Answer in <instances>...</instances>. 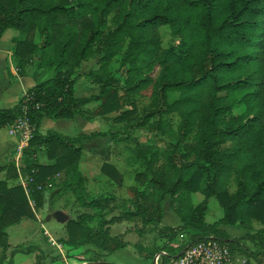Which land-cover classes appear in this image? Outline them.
<instances>
[{"label": "trees", "instance_id": "trees-1", "mask_svg": "<svg viewBox=\"0 0 264 264\" xmlns=\"http://www.w3.org/2000/svg\"><path fill=\"white\" fill-rule=\"evenodd\" d=\"M164 26L175 38L168 48L162 44ZM9 29L17 32V71L31 74L28 67L34 66L36 85L27 91L28 101L23 96L13 108L0 109V128L11 126L27 106L35 131L24 153L37 207L43 204L49 178L63 172V186L72 189L80 206L94 211L68 222V245L90 246L86 252L95 251L88 260L99 263L104 253L126 247L120 236L111 234L114 224L159 225L170 199L181 222L168 227L172 239L193 231L180 251L215 238L255 261L264 257V0H0V42ZM118 56L119 76L110 71ZM93 59L99 66L87 75L99 92L79 98L73 71ZM45 67L52 73L48 79H42ZM146 90L150 103L141 107ZM173 93L179 96L172 102ZM174 114L178 127L169 120ZM77 115L88 121L101 117L109 129L77 137L40 132L45 117ZM144 128L177 137L169 141L162 165L161 152L143 146L136 136ZM107 136L117 144L133 143L146 166L137 176L140 183L131 187V198L116 206L112 192L86 193L79 171L84 143ZM38 153L52 163H36ZM121 175L109 163L100 173L110 185H121ZM233 176L235 192L229 190ZM197 194L204 196L198 205ZM212 198L225 215L208 223ZM116 208H121L119 214L108 218ZM24 218L37 220L26 190L0 182V264H7L6 229ZM255 222L262 228L241 239L251 240L259 250L242 246L239 238L231 239L221 229H254ZM164 250L177 253L162 248L145 258ZM168 260L163 256V262Z\"/></svg>", "mask_w": 264, "mask_h": 264}, {"label": "crops", "instance_id": "crops-1", "mask_svg": "<svg viewBox=\"0 0 264 264\" xmlns=\"http://www.w3.org/2000/svg\"><path fill=\"white\" fill-rule=\"evenodd\" d=\"M12 31L13 30L10 29L7 30L0 42V109L13 108L20 102L25 93L36 85V81L31 74L20 75L17 71L18 69L14 62L13 51L10 49V42H13V37L17 36V32ZM14 94H17V97H15ZM50 120H62V122H59L60 124H58L57 122H52ZM95 121H88L80 115H77L73 119H50L45 117L42 120L40 132L43 135H46L48 132L52 131L66 137H77L82 133L87 134L86 132L78 131L82 130L86 122L95 125ZM97 139L104 141L107 138L97 137L94 140ZM28 144L29 143L22 142L20 138L12 135L10 126L0 128V182H6L9 188L22 186L26 190L30 204L37 218V220L24 218L20 223L6 229L9 244L7 251V264H17V262L19 264H97L88 260L90 254L87 253L86 250L87 248H90V246L85 245L80 248H74L67 243L69 240L67 231L68 222L76 219L83 213L92 212L93 210L91 211L89 208H85V211L80 212L74 210L72 207L71 209H65L63 206H60L63 198V189L66 188L63 186L65 180L64 173L56 174L53 177L59 179L63 178L64 175V180L62 186L55 188L50 194H48V190L52 185L49 184V181L51 180V178H49V185L47 184L44 191L43 204L41 207L36 206V202L31 197L30 193V184L33 181V177H30L27 172V159L24 153L26 148H28ZM38 156L39 154L36 156V163L42 165L49 164V162L52 163L50 160L48 162H43ZM115 167L119 169L118 166ZM79 171L84 178H86L85 180H87L88 178L84 174L81 161L79 163ZM98 180L107 183L106 177L101 178L99 175ZM78 204L80 205L79 202ZM55 222L62 226L60 228L52 229ZM35 224L39 225V232L37 233L36 230H33ZM179 225H181V222L177 225L170 224L171 227ZM253 228L254 229H246L240 225L221 226V229L224 230L231 239L243 237L247 233L255 234L257 232L256 230L262 228V225L255 222ZM142 229L145 228L142 227ZM121 234L122 236L120 237L126 243V247L113 253H104L102 261L100 262H107V258L110 255L121 254L127 247H130V234L125 233V231H122ZM246 240L247 241L245 242L242 241L245 245H241L253 250L252 248L254 247V244L252 241L249 239ZM54 251H58V254L56 255ZM238 254L239 255L236 257L240 264H257V261L255 262L253 258L248 257L246 253L240 249ZM136 257V263H133L127 261L126 254L122 255L118 257L119 263L117 264H148L146 258H142L139 255H136Z\"/></svg>", "mask_w": 264, "mask_h": 264}, {"label": "rangeland", "instance_id": "rangeland-1", "mask_svg": "<svg viewBox=\"0 0 264 264\" xmlns=\"http://www.w3.org/2000/svg\"><path fill=\"white\" fill-rule=\"evenodd\" d=\"M11 30V29H10ZM14 32V30L12 31ZM161 37H162V44L164 48H168L173 42H174V36L172 34L171 28L169 26H164L160 29ZM10 38V37H9ZM14 38V37H13ZM12 38V39H13ZM10 49L11 51H14V42H10ZM120 56L116 58L115 61L112 62L110 66V71L113 75H121L123 72L121 71L120 67ZM35 64V63H34ZM33 64V65H34ZM30 66V65H29ZM97 60L93 59L90 61H85L82 63V65L74 70V74L72 75L73 78H78V82L76 85V96L79 98L82 97H90L92 95L98 94L99 87L95 85L89 78L88 73L94 69L98 68ZM28 70L32 74L34 71V66L28 67ZM51 71L48 67H45L42 70V79H48L51 76ZM15 97H17V94H14ZM178 93L171 94V101L173 102L178 98ZM140 106H145L150 103V91L146 90L144 91L143 95L140 96ZM140 107V108H141ZM170 122H172L176 127L179 125V117L178 115L174 114L169 117ZM52 122H62V120H50ZM109 123L99 117L95 121V125H92L90 123H85L82 130H78L79 132H86L87 134L90 132L95 131H105L109 129ZM64 133V132H62ZM65 134V133H64ZM85 134V133H84ZM136 136L138 137L139 141L143 146L147 147H154L161 152V156L159 157L158 163L162 165L164 163L163 155L167 151V149L170 148L169 141L176 140L177 137L175 136H169L167 134L159 132H154L149 128H144L136 131ZM106 140H94V141H86L84 143V153L82 157V166L83 171L87 180H84L82 186H84V190L86 193L90 192L93 195H101L105 193L112 192L116 195V202L114 203L115 206L117 204H122L124 200H128L133 195L132 192V185H136L138 182L137 176H141L146 170V166L141 158H139L136 155L135 152V146L133 143H121L117 144L112 140L110 136L106 137ZM129 146V147H128ZM40 160L43 162H48L49 159L47 158V155L45 153H38ZM38 160V159H37ZM106 163H111L115 166L119 167V171L122 174L121 175V185L114 184L110 185L105 182L99 181V175L101 172L102 165ZM48 164V163H47ZM49 164H51L49 162ZM63 174V172H60ZM58 173V174H60ZM57 174V175H58ZM54 177V176H53ZM51 177V180L49 181V184L52 185L49 190L48 194L53 192L55 188L62 186V182L64 180L63 178L55 179ZM58 178V177H57ZM86 179V178H85ZM48 184V185H49ZM237 189V183L235 176L232 177L230 184H229V190L231 192H235ZM63 198L60 203V206H63V208H69L71 207L74 210L77 211H85V208L80 206L78 204V201H76V197L72 192L71 188L66 187L63 189ZM204 196L201 194L195 195L194 202L195 204H199L203 201ZM65 204V206H64ZM172 205L170 204V199H167L165 204V214H164V220L158 225H149L145 229H142V223L140 221L136 222H122L114 224L111 228V232L113 236H122L121 232L125 231V233H129V245L130 247H127L121 254H115L110 255L107 258L108 264H117L119 263V258L122 255L127 256V261L136 263L137 260L136 255H139L142 258H145L146 255H155L159 250L162 248H165L167 250H171L172 252H179L180 249L185 246L191 238V234L193 231H183L181 234H179L177 237L174 236L172 232L168 230V227H171L170 224H180L179 217L175 214L173 211ZM91 210V209H90ZM89 211V210H88ZM92 211V210H91ZM121 211V208H116L115 212L113 214L108 215V218H111L113 215H118ZM94 212V211H93ZM92 212V213H93ZM225 215V211L222 208V206L218 203V201L215 198H212L210 200V212L207 216V222L214 223L222 219ZM258 223V222H256ZM35 227H33V230H36V233L39 232L38 228L39 225L35 224ZM52 229L60 228L62 225L55 222L53 224ZM35 233V234H36ZM231 238V237H230ZM239 239L241 240L240 243L242 245H245V243H242V241H247L246 239ZM253 243V242H252ZM254 247L253 250H259V246L257 244L253 243ZM233 249V248H232ZM91 250H94L93 248L90 249L91 255L94 254ZM95 251V250H94ZM239 250L233 249V255L237 256ZM54 253L57 255L58 251H54ZM102 257L104 255H101ZM248 256V255H247ZM155 256L153 258H150L147 260L148 264H151L152 261H154ZM256 262V261H255ZM257 264H263L264 263V257H260L259 261L256 262ZM17 264H19L17 262ZM22 264V263H20ZM240 264V263H239Z\"/></svg>", "mask_w": 264, "mask_h": 264}, {"label": "built area", "instance_id": "built-area-1", "mask_svg": "<svg viewBox=\"0 0 264 264\" xmlns=\"http://www.w3.org/2000/svg\"><path fill=\"white\" fill-rule=\"evenodd\" d=\"M25 99H30L25 93ZM25 113L18 117L10 126L11 134L20 138L22 142L29 143L34 136L35 127L27 116V106ZM163 256L169 258L163 262ZM154 264H239L236 256L227 244L218 239L212 238L187 245L182 251L171 254L168 251L159 252L154 259Z\"/></svg>", "mask_w": 264, "mask_h": 264}, {"label": "water", "instance_id": "water-1", "mask_svg": "<svg viewBox=\"0 0 264 264\" xmlns=\"http://www.w3.org/2000/svg\"><path fill=\"white\" fill-rule=\"evenodd\" d=\"M97 264H108L107 262H99Z\"/></svg>", "mask_w": 264, "mask_h": 264}]
</instances>
